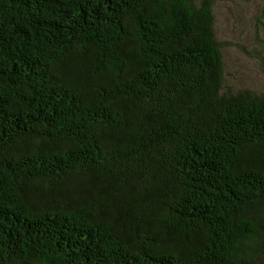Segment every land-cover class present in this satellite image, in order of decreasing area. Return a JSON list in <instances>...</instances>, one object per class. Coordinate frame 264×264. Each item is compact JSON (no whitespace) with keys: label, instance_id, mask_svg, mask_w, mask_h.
Wrapping results in <instances>:
<instances>
[{"label":"trees","instance_id":"16d2710c","mask_svg":"<svg viewBox=\"0 0 264 264\" xmlns=\"http://www.w3.org/2000/svg\"><path fill=\"white\" fill-rule=\"evenodd\" d=\"M215 2L0 0V264H264V95L224 90Z\"/></svg>","mask_w":264,"mask_h":264},{"label":"rangeland","instance_id":"374dc122","mask_svg":"<svg viewBox=\"0 0 264 264\" xmlns=\"http://www.w3.org/2000/svg\"><path fill=\"white\" fill-rule=\"evenodd\" d=\"M215 40L223 63V88L264 95V10L261 0H216Z\"/></svg>","mask_w":264,"mask_h":264}]
</instances>
